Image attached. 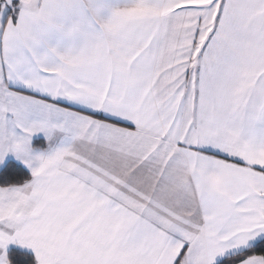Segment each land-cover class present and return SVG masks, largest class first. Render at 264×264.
I'll return each mask as SVG.
<instances>
[{
	"label": "crops",
	"instance_id": "0c3cea01",
	"mask_svg": "<svg viewBox=\"0 0 264 264\" xmlns=\"http://www.w3.org/2000/svg\"><path fill=\"white\" fill-rule=\"evenodd\" d=\"M11 161L32 179L0 186V264L11 249L36 264H217L250 249L264 240V0L10 10L0 172Z\"/></svg>",
	"mask_w": 264,
	"mask_h": 264
},
{
	"label": "trees",
	"instance_id": "16d2710c",
	"mask_svg": "<svg viewBox=\"0 0 264 264\" xmlns=\"http://www.w3.org/2000/svg\"><path fill=\"white\" fill-rule=\"evenodd\" d=\"M34 148L45 149L46 142L42 139L36 140L33 143ZM32 179V175L22 165L11 161L6 164L0 172V186L3 188L21 186L28 183ZM249 256H259L264 261V240L258 242L250 249L240 254L228 257L217 264H236L241 259ZM9 264H36V259L33 254L19 249H11L8 252Z\"/></svg>",
	"mask_w": 264,
	"mask_h": 264
},
{
	"label": "rangeland",
	"instance_id": "374dc122",
	"mask_svg": "<svg viewBox=\"0 0 264 264\" xmlns=\"http://www.w3.org/2000/svg\"><path fill=\"white\" fill-rule=\"evenodd\" d=\"M47 2L48 0H44V3ZM42 3L43 0H0V20L2 17L7 16L10 10H15L16 7L41 5Z\"/></svg>",
	"mask_w": 264,
	"mask_h": 264
}]
</instances>
